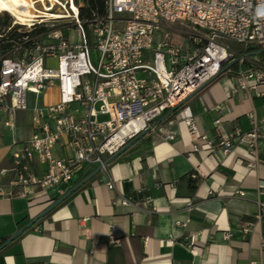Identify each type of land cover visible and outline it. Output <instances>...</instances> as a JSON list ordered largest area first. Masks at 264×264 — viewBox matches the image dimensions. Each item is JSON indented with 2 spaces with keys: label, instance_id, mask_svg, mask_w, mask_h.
Instances as JSON below:
<instances>
[{
  "label": "built area",
  "instance_id": "1",
  "mask_svg": "<svg viewBox=\"0 0 264 264\" xmlns=\"http://www.w3.org/2000/svg\"><path fill=\"white\" fill-rule=\"evenodd\" d=\"M41 3L45 12L64 8L69 15L65 18L72 21L44 17L22 23L13 16L15 24L27 30L37 24L49 29L34 38L22 57L3 59L0 108L9 116L0 125L16 127V110L28 108V92L57 88L59 94L55 103L34 106L32 135L13 149L10 169L1 171L12 175L10 189L0 188L1 195L11 198L68 185L87 166L107 172V160L153 129L155 120L167 118L189 95L218 77L223 66L229 64L227 71L232 72L238 48L264 49V0H106V14L96 18L90 30L80 19L75 0L47 1V7ZM74 3L78 9H68ZM177 24L200 32L190 37V48L172 40L168 29ZM253 53L254 57L241 53L237 59L250 61L256 69L240 71V84L231 93L252 89L264 98V60L257 56L259 51ZM186 110L185 123L198 141L197 151L228 153L240 144L256 153L264 144V116L257 119L251 112L249 130L219 128L217 137H211L199 131L194 115ZM221 122L215 121L217 127ZM167 138L173 140L175 133ZM59 144L65 148L63 155L55 151ZM41 164L46 167L39 172ZM108 187L113 189L114 184ZM261 205L258 220L264 216V202ZM254 224L244 222L243 232H251ZM111 240L119 241L114 236Z\"/></svg>",
  "mask_w": 264,
  "mask_h": 264
},
{
  "label": "crops",
  "instance_id": "2",
  "mask_svg": "<svg viewBox=\"0 0 264 264\" xmlns=\"http://www.w3.org/2000/svg\"><path fill=\"white\" fill-rule=\"evenodd\" d=\"M239 84L237 74L214 79L175 115L157 121L146 141L135 142L107 172L101 170L2 249L0 264H264V216L256 219L264 202V144L256 153L240 144L228 153L197 151L198 141L184 117L187 109L199 131L211 137H217L219 128L249 130V113L257 119L264 116V98L252 89L232 94ZM44 92V105L58 101L57 88ZM27 112L16 110L15 128L0 125L4 191L10 189L12 175L1 171L10 169L13 149L33 132V109ZM8 116L0 108V122ZM172 132L175 138L169 140ZM55 151L63 155L65 148L59 144ZM39 166V172L46 167ZM96 168L87 166L70 184L41 195L0 194V241L15 235ZM244 222H255L248 234ZM112 236L119 241L113 242Z\"/></svg>",
  "mask_w": 264,
  "mask_h": 264
},
{
  "label": "trees",
  "instance_id": "3",
  "mask_svg": "<svg viewBox=\"0 0 264 264\" xmlns=\"http://www.w3.org/2000/svg\"><path fill=\"white\" fill-rule=\"evenodd\" d=\"M76 4L80 7V19L86 26L88 30H90L91 24L96 20L98 17H103L106 14V0H83L82 4L79 2V0H75ZM62 26V25H59ZM0 27L2 29V33L0 35V83H1V68H2V61L5 58H17L22 57L24 54V51L31 47L34 43V38L39 36L40 34L46 32L49 28L46 24H37L35 28L32 30H27L23 25L14 24V19L9 13H4V15L0 16ZM239 49V55L235 57V62L233 63V71L232 72H225L222 75H219L215 78H221L223 76H229L232 74H238L242 70H248V69H256L255 66L250 63L248 60L240 61L237 60L240 58L241 53H244L245 55H250L253 52L259 51V53L264 52L262 48H255L250 45H243ZM259 53L257 56H259L262 60V58ZM18 57V58H19ZM250 57H254L253 55H250ZM251 59V58H249ZM185 103L179 104L177 107L174 108L173 112L168 116V118L175 115L180 109L184 108ZM161 119L158 118L153 122L155 124L157 121ZM149 132L141 137L136 143L141 141H146ZM135 143V144H136ZM196 182V180H193ZM59 198V197H58ZM57 198V199H58ZM6 240V239H5ZM5 240L0 241V245L5 242Z\"/></svg>",
  "mask_w": 264,
  "mask_h": 264
},
{
  "label": "water",
  "instance_id": "4",
  "mask_svg": "<svg viewBox=\"0 0 264 264\" xmlns=\"http://www.w3.org/2000/svg\"><path fill=\"white\" fill-rule=\"evenodd\" d=\"M255 54V53H253ZM229 64L223 66L221 69L219 75H222L225 73L228 68ZM218 75V76H219ZM214 79L206 82L203 84L200 88H198L195 92H193L191 95H189L183 103L190 100L194 95H196L198 92L203 90L205 87H207ZM166 117H162L159 122L163 121ZM150 129L143 131L140 133L137 137L132 139L127 145H125L120 151H118L116 154L111 156L106 164L109 165L112 161H114L116 158H118L122 153H124L127 149H129L135 142H137L141 137L146 135L149 132ZM102 170V167H97L94 171H92L89 175H87L84 179H82L80 182H78L76 185L71 187L66 193H64L61 197L56 199L49 207H47L41 214H39L37 217H35L32 221L27 223L24 227H22L15 235L10 237L8 240H6L3 244L0 245V251L4 249L7 245H9L12 241H14L18 236H20L23 232H25L27 229L31 228L33 225H35L41 218H43L45 215H47L50 211H52L55 207H57L59 204H61L63 201H65L69 196H71L73 193H75L79 188H81L87 181H89L91 178H93L95 175H97Z\"/></svg>",
  "mask_w": 264,
  "mask_h": 264
},
{
  "label": "rangeland",
  "instance_id": "5",
  "mask_svg": "<svg viewBox=\"0 0 264 264\" xmlns=\"http://www.w3.org/2000/svg\"><path fill=\"white\" fill-rule=\"evenodd\" d=\"M79 2L82 4L83 0H79ZM36 5H37V8L38 9H40V10L43 9V5H42L41 2H37ZM57 12L64 13L65 10L62 7L61 8L60 7L59 8L57 7ZM4 13H6V12L5 11L0 12V16L4 15ZM13 19L15 20L14 17H13ZM59 21H60L59 23H70L72 21V19L65 18L64 17L62 19H59ZM14 24H15V22H14ZM168 32H169V34H170V36H171V38H172V40L174 42H176V43H178L180 45H183V47H185V48H188V47L190 48L191 47L192 39L190 37H193L194 38V37H196L197 34H200V32H198V31H196L194 29L182 27V26H180L178 24L171 26V29H168ZM1 33H2V29L0 27V35H1ZM259 55L262 58H264V52H262V54L260 52ZM93 56H94V59L97 56V53H96L95 50L93 51ZM51 67L53 68L52 69V72H55L56 69H57V63H54L53 62V64L51 65ZM56 92L57 91H54V95H53L54 98H55V93ZM27 96H28V112L27 113H29V111L31 109H33L36 104H38L40 106H43L46 103L47 97H48V95H47L46 92H41L40 94H35V93H32V92H28V95ZM49 99H50V97H49ZM106 118H108V116L102 117V119H106Z\"/></svg>",
  "mask_w": 264,
  "mask_h": 264
},
{
  "label": "bare ground",
  "instance_id": "6",
  "mask_svg": "<svg viewBox=\"0 0 264 264\" xmlns=\"http://www.w3.org/2000/svg\"><path fill=\"white\" fill-rule=\"evenodd\" d=\"M41 1H43L47 7L49 6L47 5V1H50L52 4H54L56 1L60 0H38V2ZM68 9L77 10L78 7L74 3L72 8L68 7ZM3 11L10 13L22 23L36 21L37 19H44V17L64 18L69 16L66 14V12L51 13L42 11L37 8L35 0H0V12Z\"/></svg>",
  "mask_w": 264,
  "mask_h": 264
}]
</instances>
